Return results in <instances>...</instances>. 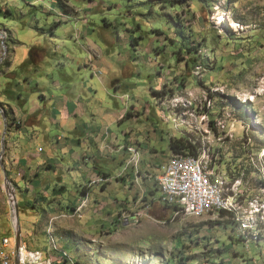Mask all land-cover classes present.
Segmentation results:
<instances>
[{
  "label": "rangeland",
  "instance_id": "rangeland-1",
  "mask_svg": "<svg viewBox=\"0 0 264 264\" xmlns=\"http://www.w3.org/2000/svg\"><path fill=\"white\" fill-rule=\"evenodd\" d=\"M181 138L231 214L160 203ZM10 189L45 264H264V0H0L9 252Z\"/></svg>",
  "mask_w": 264,
  "mask_h": 264
},
{
  "label": "built area",
  "instance_id": "built-area-1",
  "mask_svg": "<svg viewBox=\"0 0 264 264\" xmlns=\"http://www.w3.org/2000/svg\"><path fill=\"white\" fill-rule=\"evenodd\" d=\"M155 185L160 203L185 216L201 217L222 210L233 212L224 180L203 157L170 155L155 177ZM2 247L11 251L0 250V264H42L40 252L24 256V247L17 250L14 239L3 238Z\"/></svg>",
  "mask_w": 264,
  "mask_h": 264
},
{
  "label": "trees",
  "instance_id": "trees-1",
  "mask_svg": "<svg viewBox=\"0 0 264 264\" xmlns=\"http://www.w3.org/2000/svg\"><path fill=\"white\" fill-rule=\"evenodd\" d=\"M178 1L183 2L185 0H178ZM169 147L172 154L174 155H190L194 157H198L199 155L195 144H193L188 139L181 138L178 140H171ZM220 213L222 215H225V214H231L232 212L222 210Z\"/></svg>",
  "mask_w": 264,
  "mask_h": 264
},
{
  "label": "water",
  "instance_id": "water-1",
  "mask_svg": "<svg viewBox=\"0 0 264 264\" xmlns=\"http://www.w3.org/2000/svg\"><path fill=\"white\" fill-rule=\"evenodd\" d=\"M10 202H13V218H14V225L16 228V233L14 236V241H15V246L16 249L19 250L21 244H20V237H21V231H20V224L18 221V217H19V211H18V203H17V197H16V192L14 189H10Z\"/></svg>",
  "mask_w": 264,
  "mask_h": 264
},
{
  "label": "crops",
  "instance_id": "crops-1",
  "mask_svg": "<svg viewBox=\"0 0 264 264\" xmlns=\"http://www.w3.org/2000/svg\"><path fill=\"white\" fill-rule=\"evenodd\" d=\"M24 56V51L22 52V56H21V58ZM66 105H68V104H66ZM105 146V145H104ZM106 151V149L104 148V152ZM169 157V156H168ZM167 157V158H168ZM167 158H166V160H167ZM155 181V180H154ZM158 191V190H157ZM86 212H88L89 211V209H86L85 210ZM22 215H23V217H24V219H22ZM90 213H85L84 215H83V223L82 224H80V226L82 227V228H85V229H87V225H86V223L89 221V218H90ZM20 221L22 222V221H26L27 220V216L26 215H24V214H21V216H20ZM33 223H35V222H33ZM29 252L28 251H26V250H24V252H23V254L24 255H27ZM43 258V257H42ZM42 264H45V262L44 263H42Z\"/></svg>",
  "mask_w": 264,
  "mask_h": 264
},
{
  "label": "bare ground",
  "instance_id": "bare-ground-1",
  "mask_svg": "<svg viewBox=\"0 0 264 264\" xmlns=\"http://www.w3.org/2000/svg\"><path fill=\"white\" fill-rule=\"evenodd\" d=\"M12 205H13V202L11 203ZM20 217H18V221H20V219H19ZM29 254V253H28ZM24 255V254H23ZM25 256V255H24Z\"/></svg>",
  "mask_w": 264,
  "mask_h": 264
}]
</instances>
